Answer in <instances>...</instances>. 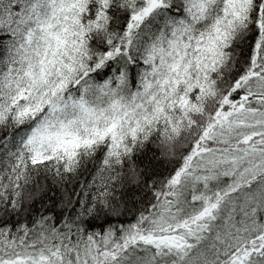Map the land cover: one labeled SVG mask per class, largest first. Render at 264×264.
Listing matches in <instances>:
<instances>
[{"label": "snow or ice", "instance_id": "snow-or-ice-1", "mask_svg": "<svg viewBox=\"0 0 264 264\" xmlns=\"http://www.w3.org/2000/svg\"><path fill=\"white\" fill-rule=\"evenodd\" d=\"M0 264H264V0H0Z\"/></svg>", "mask_w": 264, "mask_h": 264}]
</instances>
